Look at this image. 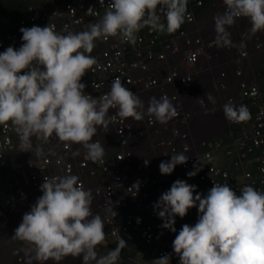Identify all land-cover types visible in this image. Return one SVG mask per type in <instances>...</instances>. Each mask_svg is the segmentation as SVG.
<instances>
[{
	"label": "built area",
	"instance_id": "2783aa9c",
	"mask_svg": "<svg viewBox=\"0 0 264 264\" xmlns=\"http://www.w3.org/2000/svg\"><path fill=\"white\" fill-rule=\"evenodd\" d=\"M46 2L45 8L32 7L19 27L49 24L64 34L86 31L103 16L110 0H103V5L100 0ZM225 9L223 0H211L208 7L205 0H189L192 19L175 33L145 27L137 33L135 45L120 36L95 41L91 55L97 64L81 81L87 85L86 95L99 100L119 76L144 102L145 111L151 97L167 96L178 115L161 124L148 115L142 121L122 119L116 109H110L108 131L98 130L93 138L105 147V156L99 161L88 159L81 145L65 148V142L55 134L47 141L33 135L23 142L11 122L7 127L0 125V205L9 207L10 212L23 207L30 211L43 194L40 185L44 176L74 174L93 192V214L105 220L102 243L111 244L133 232L148 258L155 260L171 253V260L179 264L172 242L185 223L197 222L199 213L198 207H193L184 218L177 216V233L161 227L164 221L153 205L174 181L187 180L205 195L214 183H227L237 194L249 185L264 191V89L260 78L262 68L264 72V31L251 35L249 20L238 18L228 27L234 46H218L214 17ZM161 18L166 23L163 15ZM206 93L214 97L215 104L208 101ZM201 97L203 106L198 99ZM246 99L256 107L254 122L227 120L224 104L231 100L239 106ZM220 125H234L239 131L232 128L223 138L210 136ZM185 143L190 146L185 153L187 163L177 165L170 175H162L159 164L183 152ZM77 150L80 154L73 156ZM115 152L116 156L109 159ZM145 159L150 160L148 166ZM194 165L202 170L190 178L187 173ZM137 180L142 182L141 189L133 197L128 188ZM18 241L14 264H29L35 253L27 242ZM31 264L39 262L33 259Z\"/></svg>",
	"mask_w": 264,
	"mask_h": 264
},
{
	"label": "clouds",
	"instance_id": "9594fccd",
	"mask_svg": "<svg viewBox=\"0 0 264 264\" xmlns=\"http://www.w3.org/2000/svg\"><path fill=\"white\" fill-rule=\"evenodd\" d=\"M42 1L43 6L32 7L45 8L48 2ZM100 2L103 5V0ZM188 2L110 0L97 23L88 25L86 31H69L67 34L49 24L21 27L22 37L15 36L19 39V48L9 46L0 52V125L7 127L11 122L23 142H28L33 135L47 141L55 134L65 142V148L81 145L88 159L99 161L105 156V147L93 138L98 130L108 131L112 123L110 109H116L122 119L142 121L148 115L167 124L178 115L177 107L167 96L151 97L145 111L144 102L122 83L119 76L99 100L85 94L87 85L81 81L97 64L91 55L95 41L120 36L135 45L137 33L145 27L159 33H175L186 20L192 19L188 15ZM210 3L211 0L208 4L205 0L206 7ZM223 3L225 11L214 17L218 46H234L228 27L238 18L249 20L251 35L264 31V0H223ZM162 15L166 23L162 21ZM261 70L262 79L263 68ZM261 88L264 89L262 82ZM206 95L208 101L215 104L214 97L210 93ZM198 99L203 106V98ZM223 111L230 122L251 119L246 105L237 106L231 100L224 104ZM219 127L210 136L223 138L220 135L226 128L239 131L234 125ZM189 151L190 146L185 143L183 152L162 161L159 164L161 174L170 175L177 165L187 163L189 156L185 153ZM79 154V150L72 153L73 156ZM115 156L116 152L108 158ZM144 164L148 166L150 160L145 159ZM201 170L202 167L194 165V170L187 176L195 177ZM141 183L137 180L128 188L133 197L139 194ZM197 187L187 180L177 179L153 205L158 217L164 221L161 227L173 233H177L176 217L184 218L191 208L198 207L197 222L194 225L185 223L172 242L179 264H264V191L249 185L237 194L227 183H214L205 195L197 192ZM40 191L43 194L30 211L23 207L10 212L9 207L0 205L2 264H14V252L20 247L18 240L31 245L35 253L29 264L33 259L39 264H122L118 260L127 246L126 240L132 236L135 238L129 239L132 244L129 253L133 252L130 260L137 262L136 258H145L152 264L176 261L171 260V253L155 260L148 258L138 243V235L133 232L111 244L102 243L106 236L105 220L100 214H93V192L85 189L77 175L44 176ZM7 215H10L8 220ZM4 246L12 247V258L5 257ZM103 252L108 253L104 255ZM81 254L83 262L80 261Z\"/></svg>",
	"mask_w": 264,
	"mask_h": 264
},
{
	"label": "trees",
	"instance_id": "16d2710c",
	"mask_svg": "<svg viewBox=\"0 0 264 264\" xmlns=\"http://www.w3.org/2000/svg\"><path fill=\"white\" fill-rule=\"evenodd\" d=\"M207 4L210 0H206ZM43 6L42 0H0V52L6 50L9 46L18 47L19 39L15 36L21 38L19 23L22 18H24L29 12L32 6ZM262 87L264 88V75H262ZM244 105L251 112V119L248 122H253L256 114V108L252 105L249 100L244 102ZM230 132L229 128H226L221 137L227 136ZM1 226V224H0ZM134 250V249H132ZM133 252L131 251L130 255ZM171 264H177L176 261H172Z\"/></svg>",
	"mask_w": 264,
	"mask_h": 264
},
{
	"label": "rangeland",
	"instance_id": "374dc122",
	"mask_svg": "<svg viewBox=\"0 0 264 264\" xmlns=\"http://www.w3.org/2000/svg\"><path fill=\"white\" fill-rule=\"evenodd\" d=\"M130 248L127 247L125 249L122 250L121 252V257L118 260L119 262H121L122 264H138V262L140 263H146V264H152L150 261L146 260L145 258H136V261L130 260L132 258V256L130 255ZM108 252H103L104 255H106ZM83 254H81V261L83 262Z\"/></svg>",
	"mask_w": 264,
	"mask_h": 264
},
{
	"label": "bare ground",
	"instance_id": "6f19581e",
	"mask_svg": "<svg viewBox=\"0 0 264 264\" xmlns=\"http://www.w3.org/2000/svg\"><path fill=\"white\" fill-rule=\"evenodd\" d=\"M26 211H23V213H25ZM135 237L134 236H132L131 238H129V239H134ZM129 239H127L126 241H127V246L125 247V248H127V247H129L130 249H131V240H129ZM4 248V255H5V257H7L8 259H10V258H12V247L11 246H4L3 247ZM124 248V249H125ZM129 253V252H128ZM0 260H1V258H0ZM81 261V260H80ZM0 264H2V262L0 261Z\"/></svg>",
	"mask_w": 264,
	"mask_h": 264
}]
</instances>
